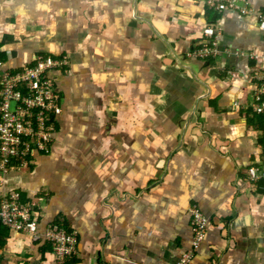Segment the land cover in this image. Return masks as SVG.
<instances>
[{
	"label": "crops",
	"instance_id": "crops-1",
	"mask_svg": "<svg viewBox=\"0 0 264 264\" xmlns=\"http://www.w3.org/2000/svg\"><path fill=\"white\" fill-rule=\"evenodd\" d=\"M213 41L216 57L190 56ZM39 55L67 61L50 73L61 112L49 152L0 174V195L39 203L37 233L8 231L0 264H54L52 223L77 233L68 264H176L193 207L207 227L190 264H264V179L245 175L264 168L252 15L202 0H0L4 68Z\"/></svg>",
	"mask_w": 264,
	"mask_h": 264
},
{
	"label": "built area",
	"instance_id": "built-area-1",
	"mask_svg": "<svg viewBox=\"0 0 264 264\" xmlns=\"http://www.w3.org/2000/svg\"><path fill=\"white\" fill-rule=\"evenodd\" d=\"M212 11L220 14L233 10L252 15L264 35V10L253 8L247 0H202ZM205 35L215 38V29L207 28ZM216 39V38H215ZM214 39V40H215ZM216 43L203 45L190 53L194 58L216 57ZM254 59L258 57L253 56ZM34 63L18 71L4 68L0 57V174L28 168L33 153H47L54 138L55 116L61 112L60 95L56 91L51 72L64 69L65 58L36 56ZM264 64V57L262 58ZM252 108L264 115V83L256 88ZM248 181L264 179V168L252 166L245 171ZM38 198H24L22 192L12 190L0 195V221L8 230L36 234ZM192 246L176 264H190L205 238L207 219L199 208L191 209ZM54 257V264H68L76 255L77 233L62 224H49L43 235Z\"/></svg>",
	"mask_w": 264,
	"mask_h": 264
},
{
	"label": "trees",
	"instance_id": "trees-1",
	"mask_svg": "<svg viewBox=\"0 0 264 264\" xmlns=\"http://www.w3.org/2000/svg\"><path fill=\"white\" fill-rule=\"evenodd\" d=\"M1 57V56H0ZM3 60V58H1ZM8 230L1 224L0 221V253L1 250L4 248L5 244H6V236L8 235ZM1 255H0V262H1Z\"/></svg>",
	"mask_w": 264,
	"mask_h": 264
}]
</instances>
